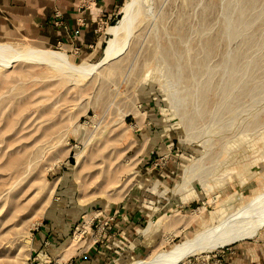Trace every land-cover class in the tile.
<instances>
[{"label": "rangeland", "instance_id": "374dc122", "mask_svg": "<svg viewBox=\"0 0 264 264\" xmlns=\"http://www.w3.org/2000/svg\"><path fill=\"white\" fill-rule=\"evenodd\" d=\"M121 17L85 53L0 43L97 63ZM263 193L264 0H150L124 53L80 80L38 61L0 65V264H57L72 248L63 264L146 259ZM126 201L148 212L139 230L98 231ZM258 234L183 264H264Z\"/></svg>", "mask_w": 264, "mask_h": 264}, {"label": "bare ground", "instance_id": "6f19581e", "mask_svg": "<svg viewBox=\"0 0 264 264\" xmlns=\"http://www.w3.org/2000/svg\"><path fill=\"white\" fill-rule=\"evenodd\" d=\"M149 2L150 0H131L130 3L121 9L122 17L117 25L110 26L107 29L110 38L107 41L101 60L97 63L83 62L75 65L63 51L47 48L43 45L14 46L2 42L0 43V65L9 66L15 62L38 61L47 66H54L60 71L67 72L68 75L74 78L79 77V80L81 77L90 76L124 53L132 34L134 21L139 16L142 5ZM92 219V217L88 218L87 228L91 224ZM263 228L264 193L253 198L231 215L225 216L219 225L214 227L207 226L192 238L175 244L167 251H161L149 258L137 259L127 264H183L190 255L207 254L219 247L252 238ZM79 236L80 234L76 233L72 241L74 246ZM167 239H169V235L165 237V240ZM74 249L66 250L57 264H63L65 261L64 256L71 255Z\"/></svg>", "mask_w": 264, "mask_h": 264}, {"label": "crops", "instance_id": "0c3cea01", "mask_svg": "<svg viewBox=\"0 0 264 264\" xmlns=\"http://www.w3.org/2000/svg\"><path fill=\"white\" fill-rule=\"evenodd\" d=\"M129 1L131 0H0V33L16 34L39 40L45 45L61 46L69 52L77 49L85 53L99 46L101 22L116 15L118 10L121 13V9ZM136 204L137 201H126L109 211L108 217L114 216L116 224L112 235L117 233L124 240L127 239V232L139 230L137 227L149 215ZM177 233L172 231L171 238ZM100 249L102 246L95 249L98 254Z\"/></svg>", "mask_w": 264, "mask_h": 264}, {"label": "built area", "instance_id": "2783aa9c", "mask_svg": "<svg viewBox=\"0 0 264 264\" xmlns=\"http://www.w3.org/2000/svg\"><path fill=\"white\" fill-rule=\"evenodd\" d=\"M101 222V221H100ZM116 224L114 223V216L109 217L108 219H106L105 222L96 225V228L98 231H100L99 228H101V230L103 231L104 229H108L110 232L113 230Z\"/></svg>", "mask_w": 264, "mask_h": 264}]
</instances>
